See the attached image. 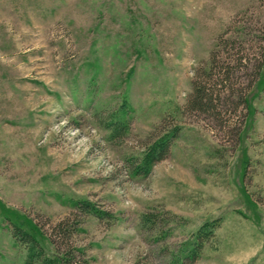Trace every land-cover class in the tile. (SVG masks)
<instances>
[{"label":"rangeland","instance_id":"rangeland-1","mask_svg":"<svg viewBox=\"0 0 264 264\" xmlns=\"http://www.w3.org/2000/svg\"><path fill=\"white\" fill-rule=\"evenodd\" d=\"M263 38L264 0H0V264H32L12 226L49 251L75 215L73 264H264V70L249 113L225 115L239 143L180 109L219 39L250 59L247 89ZM169 115L167 156L134 176Z\"/></svg>","mask_w":264,"mask_h":264},{"label":"trees","instance_id":"trees-1","mask_svg":"<svg viewBox=\"0 0 264 264\" xmlns=\"http://www.w3.org/2000/svg\"><path fill=\"white\" fill-rule=\"evenodd\" d=\"M216 49L218 50L216 51ZM216 49L209 56L207 65L204 66L203 69H200L192 80V92L186 97L185 103L180 109L182 113L186 115L209 116L212 120H215L219 129L224 130L228 138L233 142L239 143L241 137L240 128L239 126L235 127V122L229 126V123L225 121V115L227 114V117L230 118L231 114H238L240 106L246 110L245 116L249 113V91L253 85L256 86V84H261L263 79L264 49L260 48V58L256 60L253 73L250 75L254 83H249L246 87L247 89L240 88L238 90L234 89L235 83L233 82V76L237 69L240 67L245 68L250 62V59L244 56L246 54L242 53V49L239 45L231 41L223 42L219 39V41L216 42ZM127 105V100L123 99L119 110L120 114L127 115V113L132 111L129 105ZM236 120H238L237 116ZM163 122L164 126L161 132L163 136L159 138L158 141L147 146L142 156L140 155L133 158L129 170L134 176L142 177L143 175H148L151 168L158 161L163 160L167 156L171 139L177 136L179 128L175 123L174 116L165 118ZM108 124L113 125V122H109ZM125 128L126 122H123V127L114 130H124ZM76 208L80 214H89L99 220L105 219V217L109 219L112 218L108 216L106 212L100 211L89 202H79ZM74 217L75 219L71 223L62 220L52 226V232L55 237L52 238V236H48V238H46L51 246L50 252L44 248L33 234L24 230L22 226L14 225L10 228V231L17 241L30 247L32 256L29 260L32 264H73L75 259L74 253L70 250L60 253L58 247L61 246V243H66L75 231H77V215ZM209 226L213 225H211V223H206L199 229L195 235L196 242L207 233ZM202 233L204 234L202 235ZM199 245L200 244L197 242L194 252H192L193 250L189 252L192 253V255L188 254L186 258L188 257L190 260L195 259L197 256L196 248H198ZM135 264L141 263L136 262Z\"/></svg>","mask_w":264,"mask_h":264}]
</instances>
